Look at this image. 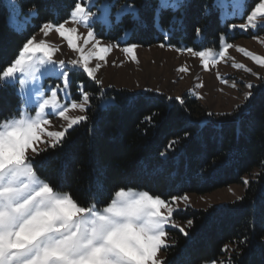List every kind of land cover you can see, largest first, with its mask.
Masks as SVG:
<instances>
[{"label": "trees", "instance_id": "16d2710c", "mask_svg": "<svg viewBox=\"0 0 264 264\" xmlns=\"http://www.w3.org/2000/svg\"><path fill=\"white\" fill-rule=\"evenodd\" d=\"M262 1H248L245 15ZM75 3L77 0H0V67L14 60L26 37L35 36L41 25L56 19L57 11L62 20L69 19ZM103 3L109 8L107 20L92 28L98 39L109 43L127 37L126 44L143 48L217 52L223 38L228 44L243 37L232 35V21L222 22L219 0H181L175 9L163 6L160 0L98 2ZM13 4L27 20L23 35L9 25ZM78 75L94 93L86 113L89 119L71 129L59 146L47 147L32 158L40 161L59 154L38 174L62 182L78 200L90 197L98 181L109 194L132 187L170 198L213 193L243 185L248 178L239 200L220 207L182 210L178 221L187 224L191 219L192 225L187 224L188 235L171 230L164 261L264 264V80L252 89L244 105L230 113L213 114L190 94L182 96L184 103L180 104L151 91L103 90L83 72ZM18 104L22 110L17 87L1 84L0 77V121L18 117ZM149 115L151 121L146 119ZM185 132L189 133L186 137ZM177 139L179 143H173ZM108 199L106 195L99 203L106 204Z\"/></svg>", "mask_w": 264, "mask_h": 264}, {"label": "snow or ice", "instance_id": "6c2138e0", "mask_svg": "<svg viewBox=\"0 0 264 264\" xmlns=\"http://www.w3.org/2000/svg\"><path fill=\"white\" fill-rule=\"evenodd\" d=\"M94 6L93 3L86 7L83 0H77L69 13V19L74 24L91 29L92 24L90 21L96 17V14L91 11ZM156 12H160L159 7ZM258 14L264 17V2L259 3L255 10L251 11L250 15L246 17L248 23L240 24L239 28L244 30L264 29V24L253 22ZM160 20L163 22L164 18L161 16ZM21 23L26 24L27 21H21ZM67 23L68 19L62 20L57 11L56 19L45 22L41 25L40 30L45 33V36L49 34L50 30H54L61 39L67 42V46L71 51L79 53V60L73 59L70 63H65L64 60L57 62L54 56L59 49L54 48L46 40L36 42L35 36L32 35L26 37L22 47L17 49L14 60L8 66L0 67V77L3 78L2 83L5 86L15 87L17 83L22 84L25 81L40 82L39 88L36 89V103H33L32 91H28L23 96V103L26 107L21 110L20 105H17L19 118L0 121V144H3L13 132L25 133L22 139L12 142L14 147H10L7 155L0 152V264H79V258L74 254L76 237L78 236L76 232L64 235L59 240L50 237L49 244H45L42 236L29 240L25 244L17 245L15 243L16 238L21 236L25 225L32 218L20 211L26 203L18 195L19 189L24 183L31 184L33 187L37 185L47 187L53 193L52 199L49 201L52 210L57 205L70 203L80 212L88 213L91 209L86 205L93 198L96 200V205L99 206L101 205L99 202L108 195V202L103 204L107 206L110 201L113 204L116 203L112 199L114 193L117 198L135 196L136 199L126 201V206L132 209L130 213L134 221L132 226L142 233V240L131 252H117L115 257L103 260L101 264H166L165 261L158 259V254L162 249L167 251L171 230L178 228L180 232L188 235L178 223L182 214L180 203L183 202L185 206L189 204L187 195H173L170 198H162L160 193L152 192L150 189L137 190L132 187H120L109 194L103 182L98 181L90 197L78 200L73 197L70 191L64 189L62 182L54 183L38 174V170L42 172L45 163L49 159L58 156V153L52 157H45L40 161L33 160L27 155L29 150L36 154L43 151V149L34 147V145L40 143L56 148L62 143L69 130L88 121V115H80L75 118L68 115L70 110L76 109H79L82 113H87L89 108L86 106L90 104L94 95L88 90L83 80L75 78L76 72L82 71L89 81L102 86V81L97 80L101 63H96L94 67L91 65L93 61L106 62L112 48L101 46V41L92 30L88 31L87 39L84 40L85 46L81 47L79 41L82 37L78 29L75 27L67 28ZM236 27L237 25H233V28ZM18 34L23 35L24 33L20 31ZM89 44H93V48L91 51H86ZM232 47L233 45L228 43L223 52L226 53ZM135 48L136 45L124 48L126 53L132 55L133 60L137 59ZM238 50L258 66L264 68V56L248 52L243 47ZM194 55H198L203 61L202 67L204 70H209L210 62H219L218 59L213 57L211 50L196 51ZM220 59H223V53H221ZM233 66L244 68L240 64ZM244 70L255 75L250 68ZM179 71L185 72L188 70L182 67ZM53 78L60 81V83L53 87H47L43 83ZM261 79L264 80V77ZM221 80L227 83L222 77ZM73 87L79 94V99L62 102L66 100ZM233 87H235V84ZM246 87L251 89L253 85L247 84ZM96 91L98 92L99 88ZM61 92L64 93L63 97L59 95ZM168 99L171 100L172 98L169 97ZM175 101L180 104L184 103L183 98L179 96L175 98ZM54 119L64 122L66 126H62L61 130H49L53 126ZM146 119L151 121L152 115H149ZM188 134V132H185L184 136L186 137ZM42 137H47L48 140L45 141ZM173 143H179V140L177 139ZM243 183L248 184V181L244 180ZM187 224L191 226L192 220L188 219ZM6 240L11 241V243L6 244ZM101 247L103 245L99 244L93 250H98ZM57 248L60 249L58 255L45 259V252L54 251ZM224 251H227L226 247ZM167 264H171V261H168ZM216 264H219L218 260Z\"/></svg>", "mask_w": 264, "mask_h": 264}, {"label": "rangeland", "instance_id": "374dc122", "mask_svg": "<svg viewBox=\"0 0 264 264\" xmlns=\"http://www.w3.org/2000/svg\"><path fill=\"white\" fill-rule=\"evenodd\" d=\"M161 4L165 7H171L175 9V6L181 0H160ZM250 0H219L221 9V20L223 23L232 21L230 32L232 35L240 33L243 37L235 42H232V48H229L226 53L223 52L226 44V39L223 38L221 42V49L217 52H212L214 58L218 59V63L209 64V70H204L202 67L203 61L198 55H194L195 52L190 50H179L164 46H154L149 48H143L136 46L135 55L136 60H133L132 55L126 53L124 48L132 46L126 44L127 37L120 39V42L109 43L101 41V46H107L112 48L111 53L107 56L106 62L93 61L91 66H95L96 63H101L100 70L97 74V80L102 81V89H126L129 91L141 93V92H155L165 94L172 99L176 97H182L185 94H190L196 98L200 104L213 114L230 113L239 106H242L250 98L252 89L257 87L263 81L264 68L258 66L253 60L246 57L238 49L243 47L248 52L254 53L258 56H264V29L244 30L239 28L242 23H248L245 10L247 3ZM99 0H87L86 7L94 3V7L91 11L96 14L95 19L90 21L94 23H103L107 20L108 10L106 3L98 4ZM264 2V0L262 1ZM261 2V3H262ZM97 8L93 11L92 9ZM11 15L9 17V25L17 32L24 31L26 24L21 21H27L23 17L19 16L16 5H11ZM255 10V9H254ZM253 10V11H254ZM250 15V14H249ZM17 16L19 17L17 19ZM256 24H264V17L257 15L253 21ZM233 25H237L233 28ZM67 28H77L82 39L79 41L81 47H84V40L87 39V33L89 29L82 25L74 24L68 19L66 24ZM95 33V32H94ZM36 42L46 40L57 51L54 59L59 62L64 60L65 63H70L71 60H79V53L71 51L67 42L59 37L54 31L50 30L49 34L45 36V33L41 30L35 35ZM93 44H89L86 51H91ZM223 53V59H220V55ZM240 64L244 68H236L233 65ZM186 68L188 71L181 72L180 68ZM250 68L255 75L250 74L244 69ZM78 71L75 74V78L82 80ZM221 77L227 81L222 82ZM23 79V77H21ZM3 78L1 77V84ZM47 87H53L59 84L60 81L55 78L43 82ZM85 83V82H84ZM235 84V87L233 85ZM247 84H252L253 88L246 87ZM40 82L33 83L32 81H25L24 83H17L16 87L22 99L26 92L32 91L33 103H36V89L39 88ZM201 85H203L201 87ZM61 97L64 93L59 94ZM79 94L75 87H73L70 93L67 95L66 100L62 102H70L78 100ZM26 106L24 105L23 109ZM38 107V105H37ZM86 107H89L87 105ZM68 115L75 118L80 115H86L79 109L70 110ZM14 118H19L14 117ZM62 126H66L64 122L53 120V126L49 130H61ZM75 127V126H74ZM70 131V130H69ZM47 141V137H42ZM39 149H45L48 146L44 143L34 145ZM27 155L32 159L36 153L31 150ZM244 180H249L245 178ZM246 184L234 185L227 188L217 190L213 193L205 195L187 194L189 197V204L185 206L183 202L180 203L182 210L194 209L201 210L207 209L211 206H224L236 200H239L245 191ZM180 227L185 230L188 227L187 224L179 222ZM172 230H179L178 228ZM169 243V242H168ZM158 259L164 261L163 249L158 254ZM210 264V263H207ZM211 264H216L212 262ZM219 264H223L220 262Z\"/></svg>", "mask_w": 264, "mask_h": 264}, {"label": "clouds", "instance_id": "9594fccd", "mask_svg": "<svg viewBox=\"0 0 264 264\" xmlns=\"http://www.w3.org/2000/svg\"><path fill=\"white\" fill-rule=\"evenodd\" d=\"M25 133L13 132L11 136L0 144V152L7 155L12 143L22 139ZM18 195L26 201L20 210L31 220L25 225L24 232L17 237V245L25 244L29 240L42 236L45 244H49V238L59 240L64 235L73 232L76 237L75 255L79 258V264H101L103 260L115 257L117 252L128 253L142 240V233L132 226V209L126 206L127 200L136 199L135 196L119 198L113 194L115 204L96 205L88 202L91 209L88 213L80 212L70 203L57 205L54 210L50 208L49 201L53 193L44 185L33 187L24 183L19 189ZM134 207V206H133ZM6 244L11 241H5ZM102 244L98 250H93ZM60 249L44 253L45 259L58 255Z\"/></svg>", "mask_w": 264, "mask_h": 264}]
</instances>
